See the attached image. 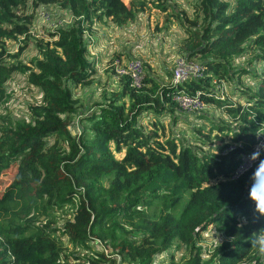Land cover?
<instances>
[{
    "label": "trees",
    "instance_id": "obj_1",
    "mask_svg": "<svg viewBox=\"0 0 264 264\" xmlns=\"http://www.w3.org/2000/svg\"><path fill=\"white\" fill-rule=\"evenodd\" d=\"M27 1L0 0V100L14 72L28 71V82L43 92L35 124L0 138V174L18 161L14 181L0 192V264H116V257L125 264H153L154 256L174 242L188 255L180 264H264L259 250L264 216L248 197L252 174L264 152L250 170L231 178L240 157L249 154L256 138L264 135V70L256 92L244 91L245 104L219 97L213 84L245 72L231 67L245 49H262L259 60L264 61V0H198L195 6L206 25L200 32L186 29L189 40L184 50L188 57L201 58L205 76L174 86L146 75L140 89L129 78H121L119 94L82 117L86 125H80L78 133L69 129L78 109L64 83H81L92 76L95 64L87 59L83 24L95 18L124 25L143 10L146 0L129 4L32 0L57 4L80 17L73 26L56 27L48 32V40L38 42L42 54L34 66L38 71L5 62L9 56L5 42L29 37L31 16L15 15V9ZM158 8L166 11L165 4ZM24 49L25 45L18 47L11 57L17 58ZM180 90L189 95L198 92L233 125L207 119V133L203 127L195 128L201 140H210L217 132L218 143L211 153H199L174 137L160 140L157 130L145 131L137 125L144 112L177 110L173 96ZM51 135L56 140L46 146L45 137ZM65 205L74 208L59 235L54 219L40 224L35 216L48 217V212ZM210 226L224 242L203 260L196 243ZM95 229L115 253L93 249L90 235ZM61 236L92 255L67 253Z\"/></svg>",
    "mask_w": 264,
    "mask_h": 264
},
{
    "label": "rangeland",
    "instance_id": "obj_2",
    "mask_svg": "<svg viewBox=\"0 0 264 264\" xmlns=\"http://www.w3.org/2000/svg\"><path fill=\"white\" fill-rule=\"evenodd\" d=\"M130 1L124 0V3L129 4ZM224 1L234 2L235 0ZM197 2L198 0H146L143 1V10L136 11L135 19L124 25H116L110 19L96 21L95 18L89 24H83L84 39L88 46L87 59L95 65L88 81L64 83L71 92L72 99L76 101L74 108L78 109L77 113L71 116L72 122L69 124L71 131L78 133L79 126L86 125L85 122H81L82 117L95 113L121 91L122 79L116 75L114 67L111 65L114 59H139L143 63L147 75L157 78L163 85L172 82L176 57L188 56L184 50L185 43L189 40L186 29L200 32L206 25L203 16L195 6ZM162 4L166 5V11L158 8ZM15 15L18 18L31 16L29 37L24 40V37H18L16 40L5 42V50L9 55L5 58V62L9 64L21 63L35 71H38L34 67L36 61L42 59V54L37 48L38 42L48 40V32L54 28L71 27L80 19L57 4H35L32 0H28L25 6L16 8ZM97 23L98 25H96ZM94 26L100 30H96ZM104 30H106L108 38L106 44L102 46L99 45V40L95 39ZM95 33H97L96 38L92 41V34ZM22 45H25L23 52L17 58L11 57ZM262 54V49L248 48L241 56L235 57L231 67L244 69L245 72L227 80L228 85L224 90L227 99L234 103L245 104L244 91L256 92L258 76L264 70V61L259 60V56ZM189 58L194 62L202 61L198 56ZM27 75L28 71L26 73L14 72L4 84V95L0 100V138L20 133L21 129L26 130L38 119L35 111L42 105L43 92L39 87L28 82ZM207 119L215 123L232 125L228 116L214 105H208L200 113L192 114L182 113L179 110H175L172 114L166 111L157 115L144 112L137 119V125L145 131L157 130L160 140L174 137L195 148L199 153H211L213 145L218 143L214 137L217 132L211 133L210 140L204 138L201 140L199 138L201 134L195 130V128L203 127V132L207 133L210 127V122ZM45 140L46 146H51L55 142L56 136H47ZM228 141L229 138H225V142ZM61 142L59 144L64 143ZM116 156L120 158L121 155L116 154ZM17 163V160H13L10 166L0 174V192L14 181ZM73 208V206L65 205L52 213L48 212V217L35 216L40 224L54 219L53 227L60 229L56 233L59 235L65 222L70 219ZM136 209H141V207ZM126 229L129 228L126 227ZM136 236L137 234H134V238ZM61 240L63 249L67 253L92 255L83 247L71 243L67 236H61ZM90 240L94 250L107 249L109 254L116 252L112 251L108 241L102 240L96 235V229L94 234L90 235ZM261 240H264V236ZM223 242V236L217 233L213 227H208L198 237L196 243L197 247L201 248V258L207 260L213 249ZM187 256L184 248H179L178 243L174 242L170 248L154 256L153 264H180L181 260L186 259ZM73 263L81 264L77 261H73ZM120 264L125 263L121 262Z\"/></svg>",
    "mask_w": 264,
    "mask_h": 264
},
{
    "label": "built area",
    "instance_id": "obj_3",
    "mask_svg": "<svg viewBox=\"0 0 264 264\" xmlns=\"http://www.w3.org/2000/svg\"><path fill=\"white\" fill-rule=\"evenodd\" d=\"M111 65L114 67V71L118 77H127L129 78L130 84L134 88H142L147 73L145 71L143 63L139 59H114L111 62ZM204 76L205 68L200 62H194L188 56L176 57L171 79V83L174 86H182L189 80H199ZM213 84L216 92L219 94V97L225 98L226 95H224V90H226V87L228 85L227 82L225 80H214ZM173 101L176 104L177 110L182 113H200L208 107V105L200 97L198 92H196L194 95H189L184 90H180L173 96ZM261 144H264V135L258 136L256 138V143L249 154L242 155L240 157V162L238 163L234 173L231 176L232 179H237L238 177L243 175L246 171L250 170L253 165L259 160L257 159L256 161H250L249 157L253 153V151L257 149V146ZM232 148L233 147H230L229 150H231ZM116 258V264H120L119 258Z\"/></svg>",
    "mask_w": 264,
    "mask_h": 264
},
{
    "label": "clouds",
    "instance_id": "obj_4",
    "mask_svg": "<svg viewBox=\"0 0 264 264\" xmlns=\"http://www.w3.org/2000/svg\"><path fill=\"white\" fill-rule=\"evenodd\" d=\"M261 152H264V144L257 146V149L249 157L250 161L259 159ZM251 179L252 184L248 191V197L255 204V211L264 216V160L259 161ZM216 242L218 244L217 240ZM259 250L261 254H264V240L260 241Z\"/></svg>",
    "mask_w": 264,
    "mask_h": 264
},
{
    "label": "crops",
    "instance_id": "obj_5",
    "mask_svg": "<svg viewBox=\"0 0 264 264\" xmlns=\"http://www.w3.org/2000/svg\"><path fill=\"white\" fill-rule=\"evenodd\" d=\"M124 1V0H123ZM96 25H98V23L96 24ZM94 28L96 29V30H100V29H98L97 27H95L94 26ZM96 34L97 33H95L94 35L92 34V41H94V39L96 38L95 36H96ZM110 34V33H109ZM107 38H108V36L106 35V30H104V31H102L101 32V35H99V37L98 38H96L95 40H99V45H105L106 44V40H107ZM109 41V40H108Z\"/></svg>",
    "mask_w": 264,
    "mask_h": 264
}]
</instances>
